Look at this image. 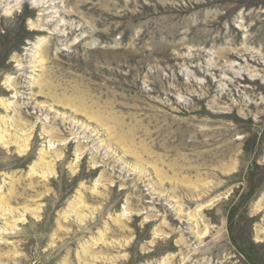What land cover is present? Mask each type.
<instances>
[{"label": "rangeland", "instance_id": "1", "mask_svg": "<svg viewBox=\"0 0 264 264\" xmlns=\"http://www.w3.org/2000/svg\"><path fill=\"white\" fill-rule=\"evenodd\" d=\"M0 264H264V0H0Z\"/></svg>", "mask_w": 264, "mask_h": 264}]
</instances>
